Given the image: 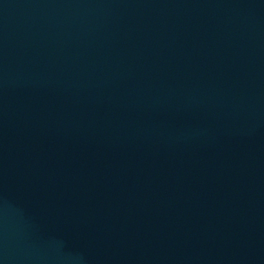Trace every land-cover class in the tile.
Returning a JSON list of instances; mask_svg holds the SVG:
<instances>
[{
    "label": "water",
    "instance_id": "1",
    "mask_svg": "<svg viewBox=\"0 0 264 264\" xmlns=\"http://www.w3.org/2000/svg\"><path fill=\"white\" fill-rule=\"evenodd\" d=\"M0 264H264V0H0Z\"/></svg>",
    "mask_w": 264,
    "mask_h": 264
}]
</instances>
